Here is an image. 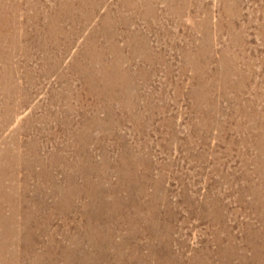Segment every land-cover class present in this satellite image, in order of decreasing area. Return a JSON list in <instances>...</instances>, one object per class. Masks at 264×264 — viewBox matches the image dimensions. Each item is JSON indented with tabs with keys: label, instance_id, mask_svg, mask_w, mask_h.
Wrapping results in <instances>:
<instances>
[{
	"label": "rangeland",
	"instance_id": "374dc122",
	"mask_svg": "<svg viewBox=\"0 0 264 264\" xmlns=\"http://www.w3.org/2000/svg\"><path fill=\"white\" fill-rule=\"evenodd\" d=\"M96 1L85 23L60 21L54 41L44 24L63 14L59 0L0 1V149L5 139L30 163L7 170L17 188L6 191L24 193V208L45 201L50 216L30 253L56 264H216L222 253L264 264V0ZM106 12L108 40L93 43L124 55L133 104L106 100L111 116L101 85L90 90L73 68Z\"/></svg>",
	"mask_w": 264,
	"mask_h": 264
},
{
	"label": "bare ground",
	"instance_id": "6f19581e",
	"mask_svg": "<svg viewBox=\"0 0 264 264\" xmlns=\"http://www.w3.org/2000/svg\"><path fill=\"white\" fill-rule=\"evenodd\" d=\"M128 2L129 3H132L131 1H128ZM97 6H98V2L96 0H59L57 9H58V11H61L63 14H60V15L59 14L58 15L56 14V15L50 16V18L47 19L48 22H46L44 24L45 29H47V31L52 36H54V37H52L50 39H52V41L57 40L56 39V36L54 35V30H56V29L59 28L58 25L60 24V21H63V19H64V21H67V22L69 21L70 23L73 24L74 22H76V16L77 15H75V13H80L79 14L80 15L79 17L84 20V22H82V21L81 22L82 23H85V21H87V18L89 16L88 15V12H90V8H93L94 9ZM4 7H5V5L3 3H1L0 9L2 10V9H4ZM29 9H30V7H29ZM109 14L110 13L106 12L102 17L100 16L101 17L100 19H101V24H102L101 26L102 27L99 28V30H97L96 32H95V30L94 31L92 30V32L89 35L88 39H86L85 44H86V47L88 49L84 52V56H85L84 63H81L80 64V62L78 61V60H80V57L81 58L83 57L82 53H80V54H77V57H75L77 59H75L76 60V62L74 64L75 66L73 65L74 66L73 68H76V70L78 69L84 75L85 85L88 88H90V90H92V88L93 89H98L99 84L101 85L100 86L101 88L99 89L100 91L98 93L95 92V94L97 96L102 95L103 98H105L104 100H105L106 103L104 104V106L107 109V116H111L113 114V112H111V109L112 108H110L111 105H109V102L108 101L117 103V105L120 108H124V109L129 108L130 110H132V108H133V104H132V101H131V98L132 97H131V95H128V93H127L128 90L132 89L129 86V82L130 81H128V78L130 77V75L128 73L129 71L127 69H123L121 67L122 61L125 60L124 55H122L120 49L115 44L108 43L107 48L104 49V48H97L95 46V43H93V42H95V37L98 34H103L106 37V39L108 40L106 26H108L110 23H113L114 24V21L111 20V17H110ZM80 18H78V21L80 20ZM119 20H121V18ZM62 34L63 35H66L65 32H62ZM13 42H15L14 39H13ZM38 43L40 44L39 41H38ZM15 44H16V42H15ZM41 46H42V43H41ZM137 50L138 49H135V48L132 49V54L133 53H137ZM107 53L112 55V58L111 59H107L106 58V56H108ZM144 57L146 58V55H144ZM91 84H93V86L95 85V87H93ZM116 85L120 86V89L119 90L121 92L119 94L117 92L116 93L113 92V89H114V87ZM129 87H130V89H128ZM106 100H108V101H106ZM3 107H5V106H3ZM8 111H9V109H7L4 112L5 113H8ZM1 141L4 143L5 146H3V149H0V264H56L55 263V260H51V262H48V261L45 260L47 257H49V255L46 256L45 254L42 255V253L41 254H38V253L32 254V252L30 253V250H32L34 247L32 248L31 242L29 244H27L29 242V238H31V236H33L34 231L37 234V232L39 231L38 227H39V224L40 223H41V225H46V226L48 225L47 224L48 217H50V216L49 215L48 216H45L40 211L41 209H43L45 207V201L44 202L41 201V203L40 202L39 203H36V207L38 209L35 208V210H32L33 207L31 208L30 206H28L29 208H27V207L24 208L22 206L23 203L31 202L30 199L27 200L26 196L23 195L24 193L23 194H20L18 191H16L14 194H11V192L9 193L8 191H6L7 188H9V190L10 189L12 190V189H16L17 188L15 186H13L12 184H10V182H7L6 183L4 177L6 176L5 174H6L7 170H11V169L13 170V167H15V165H17L18 162H19V165H20L21 162L26 163L25 165L27 166V168L30 169V167H29L30 166V163H27V160H25V159H20V157L17 156V155L14 156V154L12 153V150L10 149V144L11 143L8 146L7 145L8 142L5 141V139H3ZM17 142L18 141L15 140V143H17ZM26 146H27V148H26V150H27L28 149V145H26ZM29 150H30V152L31 151L35 152L32 147H29ZM40 162H41V160H40ZM41 167H42V165H41ZM6 177H9V175H7ZM9 179L12 180L14 178L12 176ZM12 181H14V180H12ZM25 186H26V184H24V187ZM73 195H74V193H73ZM63 196H64V198H66V201L63 199L65 202L62 201L61 203L65 204L67 206V208H68V205H70L69 203L71 201V200L69 201V198H67V197H69V195L68 196L63 195ZM32 200H33V202H37L34 199H32ZM43 203H44V205H43ZM61 203H60L59 199L56 202V204L59 207H60V204ZM100 203H102V202L100 201ZM119 205L120 204H119V201L118 200H115V201L113 200V202H112V204H111L110 207L112 208V206H113V207L119 208L120 207ZM7 206H8V208H7L8 209V212L6 211L7 209L5 208ZM53 206H52V208H53ZM105 206H108V205H105ZM69 208H71V207H69ZM19 215L21 216L20 218H18ZM148 223H149V221H148ZM46 226L42 229V231L45 230ZM147 228H148V226H147ZM97 230H95V231H97ZM133 230H135V229H133ZM39 232H41V231H39ZM41 234H42V232H41ZM150 234H152V233H150ZM14 237L17 239V241H16V244H17L16 247H15V245H12V244L10 246V243H12V241H13L12 238H14ZM128 240H129V238L126 237L125 242H128ZM123 243L124 242L118 243V246L117 247H119V248L121 247L122 248L124 246ZM18 246H21V248H22L21 252L23 254L18 255V254H16L15 250L13 251V249L14 248H17ZM77 246L78 247H81L80 245H77ZM52 248L53 247H50L49 249H52ZM221 255H222L221 258L218 257L219 259H217V263L216 264H234L233 262L231 263V261H230V259L228 257L227 258L225 257V254L224 253H222ZM226 255H231L232 256V254H226ZM86 258L92 259V256L90 255L88 257H84L83 258V262L85 264H86ZM204 258H206V257H204ZM215 258H217L216 255H215ZM178 261H179V259H178ZM199 261H200V259H199ZM130 263H132V262H130ZM67 264H71L70 259L68 260V263ZM191 264H193V263H191ZM205 264H213V263H212V261L209 262L207 260V263H205ZM237 264H248V260L246 259V257L240 256L239 257V261H238Z\"/></svg>",
	"mask_w": 264,
	"mask_h": 264
}]
</instances>
